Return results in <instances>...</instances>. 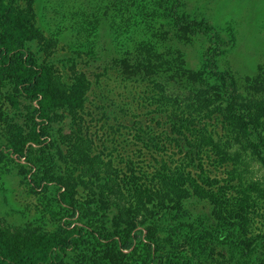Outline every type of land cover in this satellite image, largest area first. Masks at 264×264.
Here are the masks:
<instances>
[{
    "label": "rangeland",
    "instance_id": "obj_1",
    "mask_svg": "<svg viewBox=\"0 0 264 264\" xmlns=\"http://www.w3.org/2000/svg\"><path fill=\"white\" fill-rule=\"evenodd\" d=\"M169 2L213 28L183 46L187 66L227 75L239 94L262 97L264 82L249 79L264 69V0ZM0 6L10 15L11 42L43 69L41 99L50 116L17 91L15 80L0 77L3 227L59 237L83 229L82 245L67 250L59 264H264V165L245 154L237 173L215 169L212 179L220 182L213 181V193L182 191L211 180H201L191 152L183 159L175 148L151 147L156 141L149 133L158 137L163 123L151 127L158 121L153 94L158 99L164 79L174 75L161 61L135 79L130 46L110 26L111 4L0 0ZM169 87L199 89L195 76L190 87ZM42 128L48 137L41 145L31 142ZM42 154L46 168L37 160ZM181 160L185 174L167 180L164 170ZM64 185L74 204L69 211L56 208L60 216L51 218L47 204H55Z\"/></svg>",
    "mask_w": 264,
    "mask_h": 264
},
{
    "label": "trees",
    "instance_id": "obj_2",
    "mask_svg": "<svg viewBox=\"0 0 264 264\" xmlns=\"http://www.w3.org/2000/svg\"><path fill=\"white\" fill-rule=\"evenodd\" d=\"M106 1L111 4L110 26L118 33V38L122 40L120 43L130 46L129 56L135 79L139 80L146 68L157 67L161 61H164V71L174 75L164 79L158 99L153 94V101L158 104L155 106L158 108L155 113L158 121L155 123L154 119L151 127H158L160 121L163 123L158 137L149 133L150 140L156 141L151 147L157 150L175 148L179 151L176 155L183 159L187 158V152H191L198 158L201 180H211L206 185L188 183L183 185L182 191L199 197L206 187L213 193V186L217 185L213 183L215 179H212L215 169L223 168L227 173H237L236 167L242 166L245 154H250L264 165V95L260 98L243 96L235 91L234 82L227 75L212 76L205 70L187 66L183 46H189L191 38L208 34L213 28L180 6L176 10L173 1L169 2L170 6L165 5L164 0ZM10 22L9 13L0 6V77L15 80L17 91L37 101L43 110L41 115L50 118L45 108V99H41L47 82L43 69L26 57L24 47L11 42ZM179 44L182 47L177 48ZM122 60L125 59H121L122 63L125 62ZM191 74L197 78L198 90L191 88L176 93V90L169 87L173 83L190 87L194 84V76ZM255 77L249 79L252 82L250 84L257 80L264 82V69L257 79ZM157 84L160 85V82ZM42 136L48 137L45 128H42L40 135L33 132L31 142L41 145ZM191 140L199 145L191 146ZM168 141L171 143H166ZM37 160L41 167L46 168L49 164L45 154ZM178 162L179 167L164 170L167 180L185 174L187 167H182L184 160ZM62 187L65 191L55 197L56 206L54 203L47 204L51 218L60 216L56 208L69 211V206L74 204L66 185ZM168 187L172 188L171 185ZM52 206L55 210L51 209ZM72 209L76 211V207ZM82 230L75 236L72 233L60 237L55 233L39 236L34 231L13 230L0 224V264H59L67 250L82 245ZM87 233L95 235L92 231ZM122 246L127 249L130 244L124 241Z\"/></svg>",
    "mask_w": 264,
    "mask_h": 264
}]
</instances>
